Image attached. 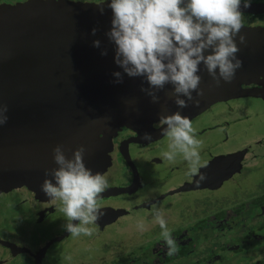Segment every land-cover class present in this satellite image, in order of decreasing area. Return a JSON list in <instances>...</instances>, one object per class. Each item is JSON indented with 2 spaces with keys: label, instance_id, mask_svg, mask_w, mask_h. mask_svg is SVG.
<instances>
[{
  "label": "flooded vegetation",
  "instance_id": "af4514ba",
  "mask_svg": "<svg viewBox=\"0 0 264 264\" xmlns=\"http://www.w3.org/2000/svg\"><path fill=\"white\" fill-rule=\"evenodd\" d=\"M99 1L102 0H85ZM3 2L15 6L16 1ZM257 3L264 1L251 0V4ZM242 14L243 28H260L263 41L264 15ZM250 50L251 46L243 56ZM252 55L263 58V51L255 50ZM253 61L260 67H255L257 75L253 72L236 78L237 88H264V61ZM245 100L251 101L250 106ZM100 103L99 114L82 109L77 118H63L64 125L69 122L67 126L78 128L86 142L76 144L56 132L64 151L81 146L86 149L84 163L93 174L102 156L110 160V167L115 170L103 172L108 183L99 194L100 218L89 225L94 229L93 235L70 237L65 230L67 222L60 226L61 223L55 225L48 220L63 213L58 210L61 203H50L45 193L38 196L21 187L6 194L16 193L20 197L18 206L27 205L29 214L22 223H8L0 218V264H235L239 256L241 264H264L263 97L222 100L190 119L193 124L207 117L194 133L204 144L199 149L204 166L191 176L182 155L171 162L163 159V146L168 148L170 142L159 134L165 126L159 124L164 113H146L141 116L148 123L146 127L122 126L108 138V125L104 126V122L110 120L109 111L103 107L106 100ZM121 108V112L135 110ZM145 132L152 136L151 142L143 139ZM93 134L95 138L89 139ZM44 137L49 141L50 133H43L39 141L45 142ZM77 149L65 152L66 156H73ZM200 174H205L207 180L197 184ZM1 195L5 194L0 192ZM246 201L251 205L246 206ZM153 204L163 208L167 226L179 247L171 257L167 255L161 228L154 221ZM141 221L144 231L137 229ZM132 226L136 227L130 233ZM129 235L139 238L131 239ZM126 246L130 248L125 249Z\"/></svg>",
  "mask_w": 264,
  "mask_h": 264
},
{
  "label": "water",
  "instance_id": "95a60500",
  "mask_svg": "<svg viewBox=\"0 0 264 264\" xmlns=\"http://www.w3.org/2000/svg\"><path fill=\"white\" fill-rule=\"evenodd\" d=\"M30 3L40 5L41 9H30L32 6L26 4L0 8V105L8 108V121L0 126V192L27 187L38 196L43 194L44 180L52 179L45 175L46 171L59 167L53 159V149L61 144L57 142L56 132L60 131L66 140L71 138L76 144L87 141L78 128L67 126L69 122L65 126L62 121L69 116H81L82 109L99 114L101 100H106L103 107L108 109L110 120L107 124L105 121L104 126L108 125L107 137L112 138L122 126L146 127L147 121L144 123L141 119L146 113L157 111V114L171 115L179 111L191 119L222 100L242 96L264 98V88L244 90L235 84V79L242 75L253 72L257 75L256 69L260 67L253 60L264 61V29L263 41L260 28L242 26L239 35L246 37L245 44L240 43L239 35L235 37L240 49L237 57L244 60L231 83L221 79L217 86L201 64L198 75L202 78L200 89L204 96L197 97L199 105L189 102L188 107L181 109L174 103L175 97L169 98L168 94L174 91L171 84L157 93L159 102L153 103L151 97L141 91L142 87H149L144 78L124 74L123 83L113 82L116 79L113 74H123V69L115 64V45L106 35L113 18L108 2L103 6L76 4L81 8L72 7L67 11L59 10L68 9L69 2L65 6H62L64 1L56 3L55 0ZM241 11L264 15V3L251 4L246 9L242 3ZM93 29L98 30L96 35L92 34ZM247 38L252 41L247 42ZM96 40L101 42L100 48L93 46ZM249 46L251 50L243 56ZM105 50L108 54L101 55ZM255 50L263 51V58L254 57ZM208 54L211 53H205ZM121 107L148 111L121 112ZM46 132L50 133V139L44 137L42 143L39 140ZM94 134L89 139H94Z\"/></svg>",
  "mask_w": 264,
  "mask_h": 264
},
{
  "label": "clouds",
  "instance_id": "9594fccd",
  "mask_svg": "<svg viewBox=\"0 0 264 264\" xmlns=\"http://www.w3.org/2000/svg\"><path fill=\"white\" fill-rule=\"evenodd\" d=\"M112 10L111 29L106 33L115 45V64L123 69L115 72L113 82L123 83V76L144 78L148 88H141L153 103L159 102L157 93L171 84L174 91L169 98L181 109L189 102L199 105L197 97H203L200 89L202 78L198 75L203 64L208 74L220 86L221 79L231 83L236 71L242 67L238 59L235 37L242 29V0H110ZM251 0H244L243 8H250ZM101 14L104 9L101 7ZM97 29L92 34L96 35ZM241 44L246 37L239 35ZM96 48L101 42H93ZM206 52L211 54L205 55ZM107 50L101 55H107ZM218 70V73H217ZM193 92L196 96H193ZM181 97H186L183 99ZM8 108L0 105V126L8 121ZM162 135L169 139L168 150L162 153L163 159L174 161L178 154L188 162V175L199 172L202 141L195 137V129L189 118L179 111L172 115H161ZM143 139L152 141L145 132ZM86 149L81 146L71 159L65 155L63 145L53 149L54 162L59 166L46 171L41 189L50 198V203L59 201L58 210L66 217L65 230L70 237L92 236L95 224L100 218L99 194L107 187L104 174L93 172L86 167ZM53 180L55 183H53ZM207 180L205 174L199 175L197 184ZM154 221L161 228V235L167 245V255H176L179 247L171 235L164 218L163 208L152 205ZM78 221L79 223H74ZM140 231L145 230L141 221Z\"/></svg>",
  "mask_w": 264,
  "mask_h": 264
},
{
  "label": "rangeland",
  "instance_id": "374dc122",
  "mask_svg": "<svg viewBox=\"0 0 264 264\" xmlns=\"http://www.w3.org/2000/svg\"><path fill=\"white\" fill-rule=\"evenodd\" d=\"M13 1H16L15 2V6H14V3H13V4H9L7 7H10V5H12L14 7H17L18 4H26V5H29V7L32 6V8H30V9H41L40 8V5L37 6V5L31 4V3L28 4L31 1L33 3L34 0H20V1L13 0ZM39 1H42L44 3L47 2V0H39ZM62 1H64V3H63L62 6H65V4L68 3V2H69L70 5H69L68 9H66V10L63 9V10H59V11H67V10H70V9L72 10L73 8L74 9H76V8H79L80 9L81 7L78 6V5H76V4H88V5L95 4V5H101V6H103L107 2H109L110 0H102V1H99V2H91V3L90 2H85V0H55L56 3H62ZM5 5H7V4H5L3 1H0V8L1 7H5ZM252 101L255 102L254 100H252ZM245 102L247 104H249L248 106H250L251 101L245 100ZM258 105H260V104H258ZM252 106H254V104H252ZM260 106H262V105H260ZM205 121H207V117L199 118L197 121L193 122V124H192L193 125V128L194 129L197 128V130H198L201 126H203L202 125V122H205ZM203 145L204 144H202L201 147H203ZM163 148H164V151H167L168 150V148L166 146H163ZM103 158H104V160H106L105 156H102L100 162L99 163L98 162L96 163L97 164L96 166L100 167V169L98 167L94 166V169H93L94 174L97 173V172H99V173L101 172V174H103V172H105L107 170H109V172L110 171L115 172V170L111 169V167H110V164H111L110 160L107 158V160L104 161ZM105 162H106V164H105ZM97 168L99 169V171H98ZM153 174H157V173H154L153 172ZM113 180H115V179H113ZM19 188H21V187H17V188H14V189H9L7 191H2V193H4L5 195H1L0 196V218L4 219L8 223H14V222L15 223H22V222L27 221L24 218L26 215L29 214L28 213V210L29 209H28L27 205L22 204L21 206H18L20 199H17V197L18 198H20V197L16 193L6 194V193H9V192H13V190L19 189ZM235 195H237V193H235ZM237 196H239V195H237ZM244 203H245L246 206H250L251 205L250 202H248V201H246ZM31 220H33V219H31ZM48 220L50 222L54 223L55 225H59L61 223L60 226H62V224L64 225V223L67 222L66 221V217L64 216L63 213L60 214V215H57V216L55 215V216L49 218ZM126 221L130 225V221L129 220H126ZM135 227L136 226H132V229H130L129 232L132 233L134 231L133 229H135ZM137 229H139V228L137 227ZM135 231L136 232H139V230H135ZM129 236L132 237L131 239L139 238L138 236H134V235H129ZM233 242L234 241H231L232 244H233ZM262 244H263V242H262ZM129 248H130L129 246H126L125 247V249H129ZM235 260H236L235 264H241V261H243L242 260V256H239L238 260L237 259H235ZM201 264H203V263H201Z\"/></svg>",
  "mask_w": 264,
  "mask_h": 264
},
{
  "label": "trees",
  "instance_id": "16d2710c",
  "mask_svg": "<svg viewBox=\"0 0 264 264\" xmlns=\"http://www.w3.org/2000/svg\"><path fill=\"white\" fill-rule=\"evenodd\" d=\"M0 1L13 2V0H0ZM252 1H260V0H252ZM263 1H264V0H263Z\"/></svg>",
  "mask_w": 264,
  "mask_h": 264
}]
</instances>
